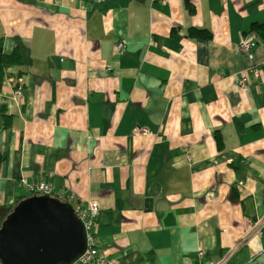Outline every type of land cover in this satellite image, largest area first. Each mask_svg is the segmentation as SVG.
<instances>
[{
    "label": "crops",
    "instance_id": "1",
    "mask_svg": "<svg viewBox=\"0 0 264 264\" xmlns=\"http://www.w3.org/2000/svg\"><path fill=\"white\" fill-rule=\"evenodd\" d=\"M255 23L264 0H0L3 51L23 56L0 83V209L45 181L98 204L117 264H264V46L240 51Z\"/></svg>",
    "mask_w": 264,
    "mask_h": 264
},
{
    "label": "water",
    "instance_id": "2",
    "mask_svg": "<svg viewBox=\"0 0 264 264\" xmlns=\"http://www.w3.org/2000/svg\"><path fill=\"white\" fill-rule=\"evenodd\" d=\"M86 249V228L72 204L49 195L21 201L0 227L1 264H74Z\"/></svg>",
    "mask_w": 264,
    "mask_h": 264
},
{
    "label": "built area",
    "instance_id": "3",
    "mask_svg": "<svg viewBox=\"0 0 264 264\" xmlns=\"http://www.w3.org/2000/svg\"><path fill=\"white\" fill-rule=\"evenodd\" d=\"M162 3H167L168 0H158ZM127 46V42L125 40H121L116 45V52L120 53L125 50ZM257 48V42L254 36L243 39L240 43V51L245 54L250 61H253L255 58V51ZM255 77H259L260 70L255 67L251 68ZM8 82L14 84L13 94L17 98H21L22 94V84L23 81L20 78H9ZM239 88L242 91L248 89V77L246 75L243 76L241 81L239 82ZM19 187L25 188L30 196L38 195H49L52 198L67 202L72 204L76 216L84 223L86 231L88 232V246L89 248L85 251V253L74 263V264H117L113 259L108 258L104 253L98 250L96 244L97 241L94 239L93 233L97 231V217L99 215L100 209L98 204L91 203L87 207H83L80 204H77L74 197L66 198L63 197L62 193H55L53 186L50 183L45 181H29L27 179H21L19 181ZM231 256H227L225 260H222L220 263H212V264H228ZM1 264V263H0Z\"/></svg>",
    "mask_w": 264,
    "mask_h": 264
},
{
    "label": "trees",
    "instance_id": "4",
    "mask_svg": "<svg viewBox=\"0 0 264 264\" xmlns=\"http://www.w3.org/2000/svg\"><path fill=\"white\" fill-rule=\"evenodd\" d=\"M251 33L255 37L257 45L258 43H260L261 45L264 46V23L253 24L251 28ZM189 34L197 38H206V37L211 38L212 36L209 31L199 30V29H194V28L190 29ZM22 64H23V56H22L21 51L18 48L15 49L11 53H6L3 51L2 44L0 43V83H3L4 80H6L7 78L6 77L7 68L21 66ZM256 69L260 70L259 68H256ZM216 141H217L218 148L222 150L224 142H223V139L220 133L216 134ZM27 198L29 197L21 196L19 198V202H17L16 205L20 203L21 201H24ZM15 206L0 209V227L2 226L3 222L7 219V217L11 214ZM97 225H98V222H97Z\"/></svg>",
    "mask_w": 264,
    "mask_h": 264
},
{
    "label": "bare ground",
    "instance_id": "5",
    "mask_svg": "<svg viewBox=\"0 0 264 264\" xmlns=\"http://www.w3.org/2000/svg\"><path fill=\"white\" fill-rule=\"evenodd\" d=\"M86 233H87V249H88L89 248V246H88V232L86 231ZM93 235H94L95 241H97V232H94Z\"/></svg>",
    "mask_w": 264,
    "mask_h": 264
}]
</instances>
